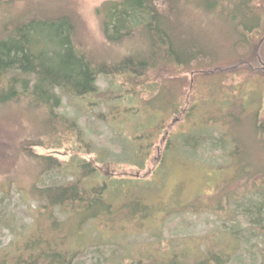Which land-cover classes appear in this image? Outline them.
Instances as JSON below:
<instances>
[{"label": "rangeland", "instance_id": "obj_1", "mask_svg": "<svg viewBox=\"0 0 264 264\" xmlns=\"http://www.w3.org/2000/svg\"><path fill=\"white\" fill-rule=\"evenodd\" d=\"M3 1L9 3V15L18 16L38 0ZM106 1L64 0L79 18L75 36L78 49L98 62L114 63L137 52L142 43L135 38L116 45L104 41L95 8ZM254 3L263 6L262 0ZM191 13L193 20L187 25L192 28V41L228 47L230 36L222 24L223 17ZM222 60L227 62L221 65L226 72L221 80L223 90L213 85L211 74L220 70L213 66L173 75L159 71L135 87L136 95L131 94L127 79L106 73L97 75L95 94L76 96L55 90L61 100L56 112L76 123L81 143L64 129L49 136L37 130L38 123L33 120L37 112L32 117L14 106L0 108V260L6 259L3 250L41 226L32 219L39 202L28 195V186L33 182L42 186L70 181L82 160L93 159L97 170L84 177L81 185L100 189L109 205L83 221L74 233L68 228L73 229L85 213L72 216L73 221L66 223L68 239L62 247L78 251L74 264L160 262L173 254H179L181 262L192 264L208 249L225 256V264H261L264 89L260 94L256 76L264 78V40L246 60ZM171 82L172 88L168 85ZM156 94L153 107L160 112L146 116V103L142 102ZM175 101H179L176 107L171 104ZM162 117L166 128L151 133V127ZM37 134L44 145L54 147L32 150L51 155L61 164L40 177L33 174L36 163L17 149L22 139ZM190 136L199 139L197 147L189 141L183 144ZM239 137L252 138L258 145L248 151ZM232 148L253 158L248 162L242 158V176L240 172L234 174ZM143 156L145 161L138 160ZM102 181L108 184L107 190L103 185L105 191H101ZM261 202L258 215L255 209ZM257 215L261 226L250 220ZM58 216L65 217L62 213Z\"/></svg>", "mask_w": 264, "mask_h": 264}, {"label": "trees", "instance_id": "obj_2", "mask_svg": "<svg viewBox=\"0 0 264 264\" xmlns=\"http://www.w3.org/2000/svg\"><path fill=\"white\" fill-rule=\"evenodd\" d=\"M254 2L255 0H108L95 8L104 41L116 45L135 38L142 45L136 48L137 52L132 51L119 61L107 63L98 62L78 49L75 36L79 18L67 8L64 0H46L45 4H40L39 0L31 2L18 16H10L6 8L9 3L0 0V108L14 106L32 117L37 112L36 117H33L34 122L38 123L37 130H44L46 136L47 133L49 136L64 129L75 134L77 142L81 143L76 123L56 112L61 100L55 90L76 96L95 94L98 92L95 85L97 75L106 73L127 79L131 94L136 95L135 87L144 85L149 76L159 71L173 75L188 70L202 71L211 66L220 69L211 74V79L217 89L223 90L221 80L226 72L221 65L227 62L222 59L246 60L256 52L264 34V8L256 6ZM192 11L224 18L222 24L230 36L227 48L222 49L220 45L215 47L211 42L191 40L193 34L189 25L193 20ZM256 77L261 94L264 78ZM166 80L163 79V82ZM167 82L170 83L169 80ZM169 83L171 88L174 87L172 82ZM157 98L156 94L142 102L146 103L143 105L146 116L160 112L159 108L153 107ZM171 104L176 107L179 101ZM176 112L170 111L171 114ZM164 122V117L159 119L151 127V133H158L166 128ZM252 129L256 130L254 121ZM239 139L244 147L248 146V151L251 150L250 146L254 148L258 145L252 138ZM188 141L193 147H197L199 143L198 138L190 136L183 144H190ZM43 142L37 134L22 139L17 145L21 155L36 163L33 174L37 177L61 165L53 156L40 155L32 150V147H54L51 144L44 145ZM145 152L148 156V149ZM137 155L138 153L135 154ZM232 156L236 161L234 174L236 171L242 176V158H253L235 153L234 148ZM138 160L145 161V158L143 156ZM88 162L82 160L79 163L78 172L70 181L42 186L33 182L28 186V195L39 202L32 219L41 226L27 231L21 239L11 244L10 249L3 250V257L6 259H1L0 264H74L78 251L62 247L68 239L64 231L68 228L66 223L73 221L72 216L85 213L73 229L68 228L70 233H74L83 221L94 217L109 205L100 195V189H87L81 185L84 177L97 170L94 168L95 160L89 159ZM135 162L140 166L144 164L134 160L133 163ZM101 183V191L104 187L107 190V182ZM261 206L262 202L255 209L258 215ZM89 209L93 211L87 213ZM58 213L65 217L60 218ZM258 215L250 220L261 226ZM179 257V254H173L160 262L138 261L129 264H186ZM226 261L225 256L213 254L208 249L192 264H225ZM261 264H264V259Z\"/></svg>", "mask_w": 264, "mask_h": 264}, {"label": "water", "instance_id": "obj_3", "mask_svg": "<svg viewBox=\"0 0 264 264\" xmlns=\"http://www.w3.org/2000/svg\"><path fill=\"white\" fill-rule=\"evenodd\" d=\"M262 3H263V6H264V0H262ZM263 40H264V34H263V36L261 37L258 46L261 44V42H262Z\"/></svg>", "mask_w": 264, "mask_h": 264}]
</instances>
